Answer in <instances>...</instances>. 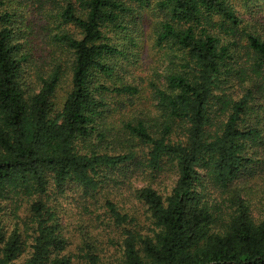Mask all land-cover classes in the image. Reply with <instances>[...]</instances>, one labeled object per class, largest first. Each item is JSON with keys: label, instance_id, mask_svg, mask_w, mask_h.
<instances>
[{"label": "trees", "instance_id": "1", "mask_svg": "<svg viewBox=\"0 0 264 264\" xmlns=\"http://www.w3.org/2000/svg\"><path fill=\"white\" fill-rule=\"evenodd\" d=\"M263 6L0 0V264H264Z\"/></svg>", "mask_w": 264, "mask_h": 264}, {"label": "rangeland", "instance_id": "2", "mask_svg": "<svg viewBox=\"0 0 264 264\" xmlns=\"http://www.w3.org/2000/svg\"><path fill=\"white\" fill-rule=\"evenodd\" d=\"M237 9L240 11V13H243L245 16L250 17L249 16V11L248 10L247 11L244 10L242 5L239 4L237 6ZM263 10H264V6H263L262 11ZM260 17L264 21V11H263V13H262V15ZM157 19H158V15L156 13H154L153 18L150 19V23H143L142 24V28H141L142 29V36L144 35L145 44H144V49H143V51H141V54L139 56L137 66L135 68H132V69H134L133 70V73L135 74L134 76L142 77V78L145 79V77L149 75V67L152 66V69L156 68L154 59L152 58V56H155V52L153 51L152 47L151 48L149 47V43H148L149 35L148 34L150 33V27L149 26H151V23L153 24ZM34 23H35V25L37 27L42 25L41 22H37L35 19H34ZM150 76H151V74H150ZM132 185L134 187H138L139 183L136 182V183H133ZM128 195L129 194H127V193H124V195H123L124 196V201H125L124 202V206L127 207V209H132L134 207H138L139 210H140L139 212H142V208L139 206V204L136 202V200H134L133 198H129ZM68 203L69 204L66 203L65 209H64V211H62V214L60 216H62L65 219V222L67 224H70L69 225V230H71V228L73 227L74 222L77 221V219H76V217H74L72 219V221H71V219L67 218L66 212L69 211L70 212L69 214L73 215V213H71L70 210L74 208L73 207L74 205H72L70 199H68ZM73 212H75V211L73 210ZM94 228L96 229V227H94ZM100 229L102 231L101 227H100ZM89 231H91V233H93V234H96L97 231L100 232V230L96 231V230H93V228H91Z\"/></svg>", "mask_w": 264, "mask_h": 264}]
</instances>
